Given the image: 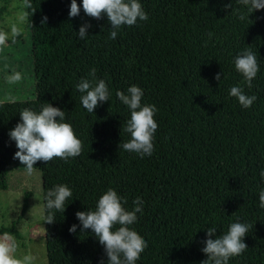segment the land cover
<instances>
[{"label":"trees","instance_id":"obj_1","mask_svg":"<svg viewBox=\"0 0 264 264\" xmlns=\"http://www.w3.org/2000/svg\"><path fill=\"white\" fill-rule=\"evenodd\" d=\"M140 2L148 19L121 26L109 39L106 18L82 10L69 18L70 0H24L34 98L0 103V190H7L8 164L16 160L8 131L21 110L49 103L65 111L82 147L79 156L34 165L41 175L47 264H98L103 258L90 230L68 228L78 224L74 214L94 208L108 188L122 197L126 211L134 200L143 201L133 230L147 247L137 264H201L205 229L215 227L220 235L236 220L250 225L247 249L229 264H264V8L249 13L243 0ZM84 22L91 28L80 40L76 32ZM245 48L259 64L250 89L232 64ZM92 68L111 94L88 113L75 84L94 79ZM219 71L218 82L213 77ZM133 84L143 89L141 103L156 109L153 154L146 159L118 147L129 139L123 131L129 111L115 93ZM237 84L256 96L248 109L228 96ZM57 184L70 187L72 197L49 224L43 197ZM0 235L17 237L15 222Z\"/></svg>","mask_w":264,"mask_h":264},{"label":"clouds","instance_id":"obj_2","mask_svg":"<svg viewBox=\"0 0 264 264\" xmlns=\"http://www.w3.org/2000/svg\"><path fill=\"white\" fill-rule=\"evenodd\" d=\"M243 3L249 13L264 8V0H243ZM81 10L86 16L97 20L106 18L111 29L109 39L116 38L121 26H133L138 21L148 19L140 0H80L79 7L77 0H70L69 18L79 15ZM46 21L47 17L42 16L41 25ZM90 28V23H82L76 32L77 37L84 40ZM6 38L0 33V41ZM232 64L242 77L244 86L250 89L259 71L256 53L245 48L233 57ZM95 71L92 68L89 72L94 79L80 78L75 84L76 90L81 94L80 106L88 113H93L98 103L108 102L111 94L104 79H95ZM222 76L219 71L213 79L219 82ZM115 95L129 111V118L123 129L129 139L118 147L135 155L137 159L150 158L153 154V136L157 130L153 119L156 109L141 103L143 89L135 84L130 85L126 92L116 91ZM228 96L235 98L243 109H248L256 100L255 95L246 94L244 87L239 84L230 86ZM7 135L16 148L13 159L18 160L29 174L36 169L34 165L37 162L45 163L53 157L67 160L79 156L82 147L72 125L65 121V111L49 103H44L39 111L30 108L21 110L18 122ZM260 175L264 177V170ZM71 197L72 190L65 184L54 185L46 191L43 197L44 208L48 211L46 223L54 222L55 212H64L65 202ZM259 201L260 206L264 207V190L259 195ZM142 208L143 201L138 198L132 202L131 211H126L122 197L113 188H108L96 199L94 208L74 214L78 224L71 225L68 231L74 233L77 227L81 233L85 230L91 231L103 249V258L98 264H137L140 254L147 247V242L133 230V225L137 223V214H142ZM249 228L248 223L239 220L229 223L226 231L220 235H217L215 227H207L203 246L200 248L206 259L201 264H229L231 258L239 256L247 249L244 237ZM8 239L10 238L0 243V264H19L11 255L15 245L7 242Z\"/></svg>","mask_w":264,"mask_h":264},{"label":"rangeland","instance_id":"obj_3","mask_svg":"<svg viewBox=\"0 0 264 264\" xmlns=\"http://www.w3.org/2000/svg\"><path fill=\"white\" fill-rule=\"evenodd\" d=\"M0 33L7 37L0 41V103L32 100L31 38L24 0H0ZM7 184V190H0V228L15 222L17 237L0 235V243L10 238L7 242L15 245L11 255L19 264H47L40 173L29 174L18 160H12Z\"/></svg>","mask_w":264,"mask_h":264}]
</instances>
